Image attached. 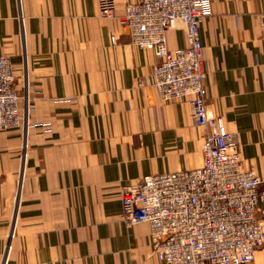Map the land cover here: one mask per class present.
Returning a JSON list of instances; mask_svg holds the SVG:
<instances>
[{
  "label": "crops",
  "instance_id": "crops-1",
  "mask_svg": "<svg viewBox=\"0 0 264 264\" xmlns=\"http://www.w3.org/2000/svg\"><path fill=\"white\" fill-rule=\"evenodd\" d=\"M98 0H0V55L20 126L0 131V264H166L121 196L142 176L202 164L207 128L155 85L159 58ZM213 112L264 179V0H212L200 25ZM167 44H186L179 26ZM264 264V246L252 261Z\"/></svg>",
  "mask_w": 264,
  "mask_h": 264
},
{
  "label": "built area",
  "instance_id": "built-area-1",
  "mask_svg": "<svg viewBox=\"0 0 264 264\" xmlns=\"http://www.w3.org/2000/svg\"><path fill=\"white\" fill-rule=\"evenodd\" d=\"M98 2L103 16L116 17V0ZM211 13L212 0H127L121 18L131 42L159 58L154 75L163 99H186L207 128L200 166L123 187L125 220L149 224L152 249L166 264H243L264 246V179L244 167L237 134L208 98L200 25ZM176 26L186 44L170 49L167 30ZM14 82L11 59L0 55V131L22 123Z\"/></svg>",
  "mask_w": 264,
  "mask_h": 264
}]
</instances>
